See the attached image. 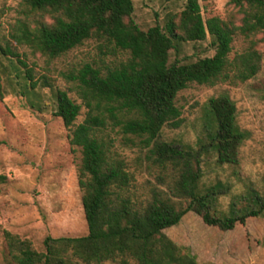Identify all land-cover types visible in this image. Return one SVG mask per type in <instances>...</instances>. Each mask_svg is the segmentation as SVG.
I'll list each match as a JSON object with an SVG mask.
<instances>
[{
  "label": "trees",
  "instance_id": "16d2710c",
  "mask_svg": "<svg viewBox=\"0 0 264 264\" xmlns=\"http://www.w3.org/2000/svg\"><path fill=\"white\" fill-rule=\"evenodd\" d=\"M227 5L224 18L202 19L197 0H181L178 10L166 12L162 22L144 29L132 17L133 0L19 1V16L8 37L32 54L53 59L93 39L100 51L124 52L125 57L102 66L83 63L64 74L74 82L81 103L64 90L52 92V114L65 127L73 124L80 106L85 107L68 142L80 151L77 186L86 233L45 236L43 250L37 251L28 240L4 232V264H198L188 246L163 231L186 211L221 231L244 224L248 216L264 215V196L251 186L231 195L227 209L221 210L217 199L228 187L220 181L200 182L201 157L209 151L217 165L234 169L239 164L246 132L238 127L234 102L226 94L206 100L204 133L196 146L159 137L164 125H179L175 96L188 83L234 84L258 71L260 52L253 36L264 29V0H228ZM235 35L248 39V44L229 58ZM205 40L213 51L210 55L177 56L184 45ZM0 55L23 68L22 81H16L18 92L38 85L14 49L0 45ZM47 80L42 76L40 85L49 86ZM2 92L0 81V96ZM115 135L122 147L138 150L136 164L154 170L161 187H151L144 199L138 200L131 190L134 173L113 149Z\"/></svg>",
  "mask_w": 264,
  "mask_h": 264
},
{
  "label": "rangeland",
  "instance_id": "374dc122",
  "mask_svg": "<svg viewBox=\"0 0 264 264\" xmlns=\"http://www.w3.org/2000/svg\"><path fill=\"white\" fill-rule=\"evenodd\" d=\"M20 0H0V45L14 49L30 70L31 81L38 85L26 93L18 92L16 81H22L23 68L15 60L0 55V264L6 258L4 232L26 239L32 248L43 250L45 236H79L86 233L80 190L77 186V168L80 151L68 142L73 126L84 117L85 107L69 127L54 116L55 89L66 91L76 103H81L74 82L64 74L83 63L102 66L125 57L124 52L112 55L100 51L93 39L65 53L46 59L32 54L25 46L15 45L8 37L10 25L18 14ZM228 0H197L202 19L210 16L224 18L230 6ZM181 7V0H133L132 17L140 28L155 21L162 22L166 12ZM253 38L260 52L259 69L243 82L217 83L212 86L188 83L175 96L181 121L177 127L164 125L159 137L165 141L196 146L203 136L205 103L210 96L226 94L235 105V121L246 137L239 146V164L236 168L217 165L212 151L203 154L200 161V182L210 185L220 181L228 187L217 199V208L226 210L231 195L244 193L251 186L264 196V29ZM248 39L235 35L228 57L240 52ZM207 41L184 45L177 55L192 58L210 55ZM174 53H169L172 59ZM48 78L49 86H41V77ZM9 81H13L10 85ZM12 87L14 90H12ZM27 88V87H26ZM114 136L113 133H109ZM113 149L134 173L133 187L138 200L147 196L156 184L154 170L133 159L138 153L134 147H122L115 135ZM164 233L174 242L188 246L198 264H264V215L248 216L244 224L221 231L204 224L198 215L186 211L179 221L165 228Z\"/></svg>",
  "mask_w": 264,
  "mask_h": 264
}]
</instances>
